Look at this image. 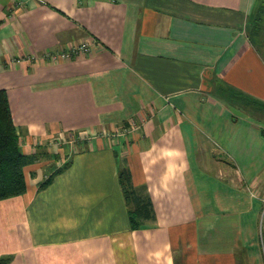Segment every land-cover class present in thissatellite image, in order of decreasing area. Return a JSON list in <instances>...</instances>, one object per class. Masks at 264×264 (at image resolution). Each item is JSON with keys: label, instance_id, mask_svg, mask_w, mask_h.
I'll list each match as a JSON object with an SVG mask.
<instances>
[{"label": "crops", "instance_id": "1", "mask_svg": "<svg viewBox=\"0 0 264 264\" xmlns=\"http://www.w3.org/2000/svg\"><path fill=\"white\" fill-rule=\"evenodd\" d=\"M258 4L0 0V89L34 157L0 200L1 264H264ZM123 164L152 207L138 228Z\"/></svg>", "mask_w": 264, "mask_h": 264}, {"label": "trees", "instance_id": "2", "mask_svg": "<svg viewBox=\"0 0 264 264\" xmlns=\"http://www.w3.org/2000/svg\"><path fill=\"white\" fill-rule=\"evenodd\" d=\"M257 18L252 34L256 36L262 31L264 24V0H259ZM34 161V157L25 153L19 140V134L13 123L9 103L4 89H0V200L22 194L26 189L23 168ZM60 170V169H58ZM55 170L40 187L47 186ZM118 182L124 201L128 207L129 223L132 228H138L152 216V207L148 197L140 194L133 184L131 171L125 164L118 170ZM3 259L0 260V264Z\"/></svg>", "mask_w": 264, "mask_h": 264}, {"label": "built area", "instance_id": "3", "mask_svg": "<svg viewBox=\"0 0 264 264\" xmlns=\"http://www.w3.org/2000/svg\"><path fill=\"white\" fill-rule=\"evenodd\" d=\"M91 49V44L89 42H79V43H72L68 45L65 49L55 52H45L44 56L47 58H71L78 54H84L89 52Z\"/></svg>", "mask_w": 264, "mask_h": 264}, {"label": "rangeland", "instance_id": "4", "mask_svg": "<svg viewBox=\"0 0 264 264\" xmlns=\"http://www.w3.org/2000/svg\"><path fill=\"white\" fill-rule=\"evenodd\" d=\"M260 225H261V230L264 231V206L260 214ZM260 243L262 248L264 249V232L260 233ZM263 259H264V250H263Z\"/></svg>", "mask_w": 264, "mask_h": 264}]
</instances>
